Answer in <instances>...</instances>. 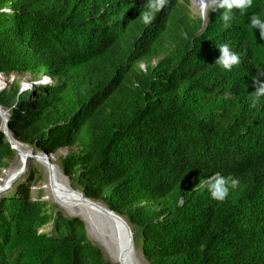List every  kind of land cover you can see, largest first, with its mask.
<instances>
[{"label":"trees","instance_id":"16d2710c","mask_svg":"<svg viewBox=\"0 0 264 264\" xmlns=\"http://www.w3.org/2000/svg\"><path fill=\"white\" fill-rule=\"evenodd\" d=\"M189 2L0 0V73L51 78L5 86L0 107L18 142L73 149L72 187L128 221L148 264H264V40L249 24L264 0L227 26ZM224 43L231 70L215 63ZM14 156L0 130V171ZM217 172L239 180L223 202L205 184ZM31 178L0 202V264H116L81 218L31 199Z\"/></svg>","mask_w":264,"mask_h":264},{"label":"rangeland","instance_id":"374dc122","mask_svg":"<svg viewBox=\"0 0 264 264\" xmlns=\"http://www.w3.org/2000/svg\"><path fill=\"white\" fill-rule=\"evenodd\" d=\"M200 4L197 2V0H191V3L189 4V9L191 8V15L194 18L201 17L202 19L206 20V15L201 14ZM155 61H157V58L152 59V62H155ZM146 64L147 63L145 61L140 62V66L142 68H145ZM50 80L51 78L49 75L45 74L44 72H40V71H35V72L28 71V72H23V73H11V74L0 73V90L3 89L5 86H8L12 83H17L20 87V91L25 92L26 90L33 88L34 85H37V84H40L46 81L48 82ZM8 116H9V112L3 108H0V130H2L4 133L6 132L9 138L10 136H12L16 140V138L12 135L9 129L4 126L3 120L4 118H8ZM21 144L25 148L34 151V153L36 154L38 152H41V151H37L35 148L31 147L28 144H23V143ZM71 150L73 149L70 147H63L59 149L57 152L51 153L50 155H52V163H53L52 165L57 167V170H58L57 173L61 176L63 175L65 179H67L72 185L71 180L63 172L60 166V157L65 156ZM19 165H20V155H19V152L15 148V156L10 160L9 165L0 171V202L5 197L12 195L17 190L18 186L22 182H24L26 178L32 175V178L30 179V182H29V187L27 189V192L29 193V196L31 197V199L32 200L45 199L49 201L50 203L56 204L58 208L61 209L65 215L70 216V217L81 218L85 222L89 239L101 247L104 255L109 260L116 263V261L113 259L112 251L116 248L117 242L119 243V241H122V236L119 234L120 231L119 229H117L118 227H114V225H112L110 221L108 222V220H105L97 216L96 214H90L88 216L87 214L79 215L77 211L75 212V210H72L71 208L70 209L63 208L60 204L54 201L53 196L51 195L49 188H48L50 186V180H51V175H50L48 166H46L45 164H43L42 162H40L33 156L29 158L27 163H24L17 170L18 173L14 176V178L12 177V179L7 180V175L12 171V169L18 168ZM6 180L7 182H5ZM31 184H33V186H31ZM105 237L106 239L104 240ZM102 239L103 241H101ZM132 251L129 254L130 264H135V263L136 264H148L147 260L144 258L143 253L139 247L134 245V250Z\"/></svg>","mask_w":264,"mask_h":264},{"label":"bare ground","instance_id":"6f19581e","mask_svg":"<svg viewBox=\"0 0 264 264\" xmlns=\"http://www.w3.org/2000/svg\"><path fill=\"white\" fill-rule=\"evenodd\" d=\"M197 2L199 4L201 2L200 5L202 8L203 7L202 0H197ZM10 139H12L13 144H15L16 146V150L19 152L20 165L18 168L12 169V171L9 174L6 173L8 174L7 180L12 179V177L14 178V176L18 173L17 170L24 163H27L29 158H31L32 156L36 158L37 160H39L40 162H42L43 164H45L46 166H48V169L51 175L50 186L48 188H49L51 195L53 196L54 201L60 204L63 208H66V209L71 208L72 210H75V212L77 211L79 215L87 214L88 216L90 214H96L97 216L105 220H108V222L110 221V223L114 225V227H118L117 229H119L120 231L119 234L122 236V241H119V243L117 242L116 248L112 251L113 259L118 264H130L129 254L131 253L132 250H134V243H131L129 240L126 224L122 220H119L114 215L110 214L107 211L108 209L105 205L97 201L91 200V199H86V197L79 190L72 187L70 182L67 179H65L63 175L62 176L59 175L57 173L58 171L57 167L52 165L53 164L52 155L43 153V152H38L36 154L34 153V151L25 148L21 143L15 140L12 136H10ZM7 180L5 182H7ZM105 239L106 237L104 238V240ZM101 241H103V239Z\"/></svg>","mask_w":264,"mask_h":264},{"label":"clouds","instance_id":"9594fccd","mask_svg":"<svg viewBox=\"0 0 264 264\" xmlns=\"http://www.w3.org/2000/svg\"><path fill=\"white\" fill-rule=\"evenodd\" d=\"M167 0H148V7L151 12L158 11L162 8ZM188 3V7L189 4ZM203 7L201 8V14L206 15L209 10L216 11L223 9L220 13L221 19L225 22L227 26L228 22L232 17V10L238 9L241 14L252 7L253 0H202ZM201 7V5H200ZM191 11V8L189 9ZM141 19L143 23L148 24L151 22L152 15L150 12H143L141 14ZM205 21V19H203ZM249 24L252 29L259 31L260 39L264 40V18L255 13L249 16ZM220 55L216 59L215 63L218 64L224 70H231V68L239 63L240 57L236 52H234L227 43L221 44L219 47ZM258 79H264V71L259 74ZM255 85V96L252 99V104L255 105L260 97H264V87H258L256 82ZM230 93H225L227 98ZM207 186V191L213 200L218 202H223L229 195L230 190H233L239 184L237 178H232L229 176L221 175L219 172L214 173L207 177L205 180Z\"/></svg>","mask_w":264,"mask_h":264},{"label":"water","instance_id":"95a60500","mask_svg":"<svg viewBox=\"0 0 264 264\" xmlns=\"http://www.w3.org/2000/svg\"><path fill=\"white\" fill-rule=\"evenodd\" d=\"M0 108H1V107H0ZM3 121H4V126H5L6 128L9 129L8 118H4ZM5 133H6V132H5ZM6 135H7L8 139H9V141L11 142V144L13 145V147L16 148L15 144H13L12 139L9 138V136H8L7 133H6ZM81 193H82V192H81ZM82 194H83V193H82ZM83 195H84V194H83ZM86 199H89V198L86 197ZM107 209H108L107 211H108L110 214L114 215L116 218H118L119 220H122V221L126 224L127 231H128L127 234H128L129 240H130L131 243H134V237H133L132 228H131L130 224L128 223V221H127L122 215L118 214L117 212L113 211L112 209H110V208H108V207H107Z\"/></svg>","mask_w":264,"mask_h":264}]
</instances>
